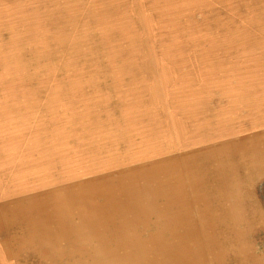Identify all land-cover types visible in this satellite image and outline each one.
Instances as JSON below:
<instances>
[{"label":"rangeland","instance_id":"1","mask_svg":"<svg viewBox=\"0 0 264 264\" xmlns=\"http://www.w3.org/2000/svg\"><path fill=\"white\" fill-rule=\"evenodd\" d=\"M0 264H264V0H0Z\"/></svg>","mask_w":264,"mask_h":264}]
</instances>
